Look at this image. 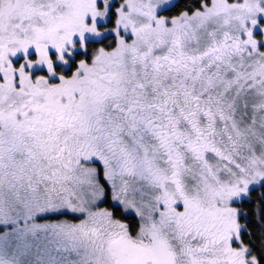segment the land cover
Segmentation results:
<instances>
[{"label":"snow or ice","instance_id":"obj_1","mask_svg":"<svg viewBox=\"0 0 264 264\" xmlns=\"http://www.w3.org/2000/svg\"><path fill=\"white\" fill-rule=\"evenodd\" d=\"M177 7L0 0V212L62 264H264V0Z\"/></svg>","mask_w":264,"mask_h":264},{"label":"rangeland","instance_id":"obj_2","mask_svg":"<svg viewBox=\"0 0 264 264\" xmlns=\"http://www.w3.org/2000/svg\"><path fill=\"white\" fill-rule=\"evenodd\" d=\"M261 23H264V18H261ZM254 34L257 37L260 35L259 32H254ZM18 57L22 58V54H18ZM13 60L16 62L17 58H13ZM46 215L50 214L29 216L23 209L9 212L5 208L3 212H0V228L2 229L0 232V259L10 261L12 264H62L66 254L53 250V246L48 241V234L33 233L34 225L55 224L64 221L39 219ZM76 218V220L67 223L77 222L79 217L76 216Z\"/></svg>","mask_w":264,"mask_h":264},{"label":"trees","instance_id":"obj_3","mask_svg":"<svg viewBox=\"0 0 264 264\" xmlns=\"http://www.w3.org/2000/svg\"><path fill=\"white\" fill-rule=\"evenodd\" d=\"M191 3L193 6H198V0H179V7L175 8V9H172L170 11H167L165 13H162L163 15H168V16H171V15H175L176 13H178L183 7H185L187 4ZM89 40H95L97 42L101 41L102 40V37H96V38H88ZM94 46V45H93ZM98 166V165H97ZM101 173H102V168H101ZM102 175V174H101ZM253 198H257L256 197V193L254 192L253 193ZM105 207L106 205L104 204H101L100 207ZM246 207H249L250 208V203H246L245 205ZM39 219H44V220H64L66 222H72L74 220H76V216H74L73 214L72 215H46L45 217H39ZM38 219V220H39ZM2 231V229L0 228V232ZM36 260V259H35Z\"/></svg>","mask_w":264,"mask_h":264}]
</instances>
